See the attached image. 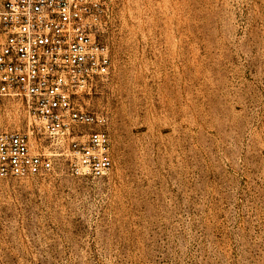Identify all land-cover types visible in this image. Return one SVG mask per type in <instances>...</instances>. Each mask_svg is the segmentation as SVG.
<instances>
[{
  "label": "rangeland",
  "instance_id": "374dc122",
  "mask_svg": "<svg viewBox=\"0 0 264 264\" xmlns=\"http://www.w3.org/2000/svg\"><path fill=\"white\" fill-rule=\"evenodd\" d=\"M99 38L113 168L0 181V264H264V0H112Z\"/></svg>",
  "mask_w": 264,
  "mask_h": 264
},
{
  "label": "built area",
  "instance_id": "2783aa9c",
  "mask_svg": "<svg viewBox=\"0 0 264 264\" xmlns=\"http://www.w3.org/2000/svg\"><path fill=\"white\" fill-rule=\"evenodd\" d=\"M111 1L0 0V103L18 102L23 117L0 125V181L112 170L108 118L85 103L111 73L99 38Z\"/></svg>",
  "mask_w": 264,
  "mask_h": 264
}]
</instances>
